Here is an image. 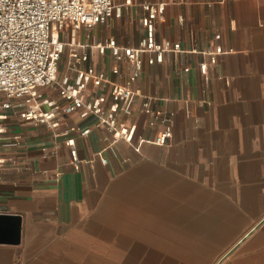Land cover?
Returning <instances> with one entry per match:
<instances>
[{
    "label": "crops",
    "instance_id": "obj_1",
    "mask_svg": "<svg viewBox=\"0 0 264 264\" xmlns=\"http://www.w3.org/2000/svg\"><path fill=\"white\" fill-rule=\"evenodd\" d=\"M140 1L91 28L68 22L60 74L70 50L88 45V63L127 82L133 65L111 74L116 62L97 44L114 36L136 46ZM163 10L157 38L181 47L132 83L133 113L121 114L135 125L130 140L74 112L67 122L91 128L74 132L75 165L47 126L14 111L2 121L0 213L20 214L22 231L19 243L0 241V264H264V0H168ZM40 90L66 102L53 86ZM145 97L172 126L165 144Z\"/></svg>",
    "mask_w": 264,
    "mask_h": 264
},
{
    "label": "built area",
    "instance_id": "obj_2",
    "mask_svg": "<svg viewBox=\"0 0 264 264\" xmlns=\"http://www.w3.org/2000/svg\"><path fill=\"white\" fill-rule=\"evenodd\" d=\"M167 1L139 2L144 31L136 46L122 44L114 36L97 44L100 51H109L116 62L111 74H121L123 61L133 65L127 82L112 83L105 69L88 63L90 54L84 49L88 45H82L83 50H70L66 71L60 74L66 46L60 33L70 21L75 26L88 28L106 23L113 15L121 16L124 7L133 4V0L120 3L116 0H0V137L4 131L2 121L9 113L18 112L22 119L45 125L56 137H63L72 163L78 165L81 157L74 132L87 135L91 128L67 122V116L77 112L80 117L94 115L114 140H130L135 125L123 122L121 114L133 113L136 91L132 83L146 62H163L167 53L181 47L180 41L157 38V21L165 17L163 5ZM223 50V45L218 44L215 50L208 51L210 60L199 64L203 74L208 72L209 63L218 61V54ZM104 85H110L109 90H96ZM51 86L66 100L64 104L42 94L41 88ZM142 111L152 114L150 124L160 121L165 125L155 141L167 143L172 133L168 117L154 111L149 97L143 100ZM16 137L19 139L20 135ZM101 159L108 162L103 154Z\"/></svg>",
    "mask_w": 264,
    "mask_h": 264
},
{
    "label": "water",
    "instance_id": "obj_3",
    "mask_svg": "<svg viewBox=\"0 0 264 264\" xmlns=\"http://www.w3.org/2000/svg\"><path fill=\"white\" fill-rule=\"evenodd\" d=\"M22 217L16 213H0V241L8 240L12 243H19L21 240ZM5 233L8 238H5Z\"/></svg>",
    "mask_w": 264,
    "mask_h": 264
}]
</instances>
